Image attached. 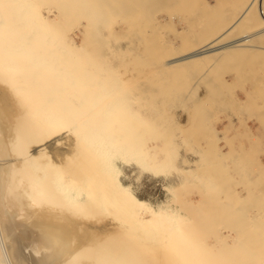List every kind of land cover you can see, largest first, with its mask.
Segmentation results:
<instances>
[{
	"label": "bare ground",
	"instance_id": "bare-ground-1",
	"mask_svg": "<svg viewBox=\"0 0 264 264\" xmlns=\"http://www.w3.org/2000/svg\"><path fill=\"white\" fill-rule=\"evenodd\" d=\"M263 2L212 11L207 0H0V264H264V188L218 186L209 173L222 157L185 138L200 155L176 158L179 144L132 106L123 80L148 71L126 69V56L162 57L151 83L170 95L181 68L257 47L264 28L233 34L264 21ZM192 7L206 9L199 32L176 29L172 16ZM174 32L193 42L169 46ZM235 136L260 143L235 130L224 136L233 152ZM127 167L134 181L161 178L166 199L139 197Z\"/></svg>",
	"mask_w": 264,
	"mask_h": 264
},
{
	"label": "rangeland",
	"instance_id": "rangeland-1",
	"mask_svg": "<svg viewBox=\"0 0 264 264\" xmlns=\"http://www.w3.org/2000/svg\"><path fill=\"white\" fill-rule=\"evenodd\" d=\"M229 1L231 0H207V3L212 5V11H223L218 5L225 2L228 3ZM261 8V15H264V2ZM188 10L189 11L186 12L184 10L183 12L180 11L178 14L172 16V19L175 21V28L180 29L184 25V31L187 30V32H191L190 26L193 25V30L198 31V21L204 19L201 11H205L206 9L192 7ZM257 18L258 19L248 26V28L242 27L235 33L233 32V37L235 35V37L240 36L245 32H252L256 29L264 28V21H262L260 15ZM51 19L54 20V17L51 16ZM162 35H164V33L161 34V37ZM165 36V42H167L169 46H171L172 43H178V45L181 46H189L190 42H193L191 37L179 38V34L176 32L168 34V37L167 35ZM177 36L178 38L176 39ZM73 37L77 42H80V33L78 31H76ZM125 43L126 41H121L122 47L126 46ZM250 43L257 47L247 49V51H241L233 58L222 57L219 60L209 61L207 63H194L185 68H181V77L174 80L171 79L172 83L175 82L178 86L176 87L175 85L173 91H170V95H163L161 93L156 94L159 91L155 89L156 87L159 89V86L156 85L155 82L151 83L153 79L152 76L154 77L157 71L163 68V64L160 63L159 60L164 58H156L153 56L146 58V56H142V59L145 58L149 62L141 64L134 62L133 59L130 60L132 57L126 56L125 59H123V64H125V66L122 64L120 65L121 69H123V66L126 69H136L139 65L143 67L142 65L145 64L144 66H146V68L144 67L141 69H148V71L143 73L135 71H132L134 73L130 72L133 76H136L135 79L130 78L132 75L130 76V73H127L125 77L128 76L129 79L123 80L127 81L126 85L130 84V89H125L124 92L128 97L132 95L136 97V100L133 101L134 104L131 101L134 108H139L140 111H144L143 113L146 111L147 116L149 115V118L154 120V124L158 128L160 127L159 131L166 132L168 135L167 139L170 140V142H174L176 145L179 144L177 145L179 149H177L175 157L177 158L179 154L187 152V155L194 161L200 153L191 154L192 152L188 151L190 148L198 149L200 152H203L204 149L213 151L214 153L216 152L215 158L216 156H221L220 162L222 164L220 163V166L216 170L209 173L212 175H210L211 180L215 182V180L218 179V186L220 184L221 187H226L227 190L233 192H236L238 189H245V187H255V189L264 188V34L255 37ZM172 48L173 47H171V49ZM102 49H104L103 46L100 47V51H103ZM171 49H164V54L169 53ZM133 52H135V50ZM136 52H139V48ZM158 64L160 65L157 68L156 66ZM149 65H155L154 67L156 68L154 69L156 71ZM162 73L161 71L158 72L159 76H157H162ZM148 75L151 79L147 77ZM163 76H169V74L164 73ZM138 77L141 78L139 80L142 81H137ZM142 77L144 79H142ZM138 86L144 89H138ZM141 90H144V93L143 91L141 92ZM146 92H148L149 95H145ZM161 96L165 97L163 98ZM159 97L162 99H159ZM145 98L148 99L144 100ZM164 102L165 104H163ZM157 103L159 106L161 105L159 107L161 110L157 109ZM151 109L153 110L152 112ZM240 119H244L245 123ZM235 130L238 131L239 134L252 130V133L260 143H254V141L250 140L248 145L245 137L242 136V139L241 136H235L231 139L233 143L232 147H234L236 151L233 152V150L230 149L231 146L224 140V136L229 134L233 135ZM182 138H185L187 141L190 147L188 150L183 148L186 146L183 142H181V144L179 143ZM238 142H242V144L238 145ZM175 161L177 163L178 160ZM233 161H235L237 165L235 166V170L232 171L229 176L223 177L221 174L224 170L226 171L225 164L233 166ZM249 166H251L250 169ZM206 171L207 170H205L204 173H207ZM134 172L135 170L132 167H127L125 170V181L132 184L139 197L145 198L152 203H158L166 199L168 194L162 189L163 180L161 178L144 175L134 181L136 178ZM172 173H174V175L172 174L174 178L176 171L174 170ZM252 174L254 177H252ZM242 193L243 191L241 194ZM188 197L190 199L197 198L196 194H190Z\"/></svg>",
	"mask_w": 264,
	"mask_h": 264
},
{
	"label": "crops",
	"instance_id": "crops-1",
	"mask_svg": "<svg viewBox=\"0 0 264 264\" xmlns=\"http://www.w3.org/2000/svg\"><path fill=\"white\" fill-rule=\"evenodd\" d=\"M264 256V255H263Z\"/></svg>",
	"mask_w": 264,
	"mask_h": 264
}]
</instances>
